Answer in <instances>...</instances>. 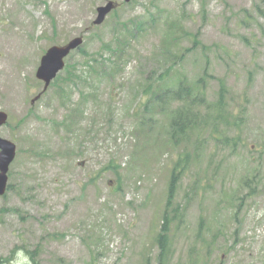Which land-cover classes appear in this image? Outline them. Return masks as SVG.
<instances>
[{"label": "rangeland", "instance_id": "374dc122", "mask_svg": "<svg viewBox=\"0 0 264 264\" xmlns=\"http://www.w3.org/2000/svg\"><path fill=\"white\" fill-rule=\"evenodd\" d=\"M74 37L81 46L43 91L41 56ZM204 72L209 107L225 83L227 124L173 144L179 102L145 105L146 91L200 89ZM0 111V138L16 146L0 196L8 264L35 250L37 264H157L182 151L167 264H264V0H0Z\"/></svg>", "mask_w": 264, "mask_h": 264}, {"label": "trees", "instance_id": "16d2710c", "mask_svg": "<svg viewBox=\"0 0 264 264\" xmlns=\"http://www.w3.org/2000/svg\"><path fill=\"white\" fill-rule=\"evenodd\" d=\"M193 45L197 44L196 36L192 37ZM212 75H207L205 72L197 79V85L200 89H194L180 80L176 87H167L166 89H156L155 94L152 88L146 91L148 96L145 100V105L157 104L166 100L179 102V105L174 108L169 116L167 135L168 139L173 143H186L191 138L199 139L201 131H204L205 124L208 121L209 125H215L210 134L216 132L221 125L227 124L229 114L226 111V93L227 89L222 79H218V90L214 101L210 107L207 105L205 88L206 80L211 79ZM157 102V103H156ZM207 108L204 112L200 108ZM238 117L236 118V120ZM218 135L220 133L218 132ZM191 155L187 151H182L170 167L165 196L163 200V208L161 211V225L157 234L154 237L156 246L159 250L157 255V264H167V256L171 248V225L181 221L183 209L179 204L175 203L178 185L181 179L186 175L190 168ZM249 182V179L245 181ZM201 225V224H200ZM199 225V226H200ZM38 251L27 252L29 264H37L36 255ZM11 259V257H10ZM10 260L0 259V264H8Z\"/></svg>", "mask_w": 264, "mask_h": 264}, {"label": "water", "instance_id": "95a60500", "mask_svg": "<svg viewBox=\"0 0 264 264\" xmlns=\"http://www.w3.org/2000/svg\"><path fill=\"white\" fill-rule=\"evenodd\" d=\"M128 2L129 0H125ZM113 8L111 2L104 7L97 9V17L94 24H100L107 13ZM81 43V39L76 38L63 47L53 46L49 48L41 58L40 65L36 71V78L43 81L44 89L63 67V58L70 50L76 48ZM7 116L0 112V126L6 121ZM15 146L9 141L0 139V195H3L6 188V172L10 162L14 158Z\"/></svg>", "mask_w": 264, "mask_h": 264}]
</instances>
